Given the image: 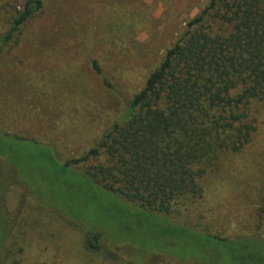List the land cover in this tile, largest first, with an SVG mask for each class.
Returning a JSON list of instances; mask_svg holds the SVG:
<instances>
[{
  "label": "rangeland",
  "instance_id": "rangeland-1",
  "mask_svg": "<svg viewBox=\"0 0 264 264\" xmlns=\"http://www.w3.org/2000/svg\"><path fill=\"white\" fill-rule=\"evenodd\" d=\"M41 1L43 11L25 27L20 45L0 62V134L48 145L58 159L66 160L94 147L120 116L125 101L142 88L182 35L186 23L209 0H137L133 28L115 33L103 28L109 19L97 0ZM95 1L97 6L92 4ZM19 8L20 0H0V35ZM68 27L74 28L73 34L64 36ZM52 30L62 46L54 41ZM112 37V46L98 51L95 42ZM94 60L113 91L92 70ZM258 126L252 141L221 161L207 178L205 201L200 200L189 213L203 215L202 225L211 233L230 236L240 225L251 228L259 208L264 211V117ZM40 159L16 169L10 159L0 158V205L9 204L12 214L22 208L29 214L38 206L54 205L78 221L80 229L99 232L105 255L103 259L86 254L83 236L45 207L48 210H40L38 217L46 231L63 233L65 240L58 245V254L45 251L46 236L41 237L44 231L40 230L31 244L33 251L20 258L23 264H233L226 249L163 234V222L145 221L140 212L84 176L67 175L57 183L58 175ZM107 248L121 260L105 261Z\"/></svg>",
  "mask_w": 264,
  "mask_h": 264
},
{
  "label": "trees",
  "instance_id": "trees-1",
  "mask_svg": "<svg viewBox=\"0 0 264 264\" xmlns=\"http://www.w3.org/2000/svg\"><path fill=\"white\" fill-rule=\"evenodd\" d=\"M97 1L109 19L103 28L113 33L133 28L132 10L137 0ZM92 4L97 6L96 1ZM42 11L41 0H20V8L0 35V62L20 45L18 39L25 27ZM53 31L55 41L58 37ZM72 31L74 28H66L64 36H71ZM113 37L96 41L98 51L109 49ZM91 67L113 91L102 78L97 60ZM260 117H264V0H209L186 23L142 88L125 101L120 116L84 155L60 160L48 145L0 134V158L10 159L16 169L41 158L58 175L57 183L67 175L84 176L140 212L145 221L163 222V234L226 249L233 264H264L263 209L255 214L251 228L240 225L230 236L211 233L202 225L203 215L189 214L196 203L205 201L206 180L220 162L252 141ZM20 149L28 155L23 157ZM43 206L29 214L23 208L12 214L9 204L0 205V264H23L20 258L27 250L33 251L31 244L40 230L44 231L40 236H46L45 251L57 253L65 236L46 231L38 217L40 210L48 209L83 236L86 254L103 258L99 232L80 229L78 221L54 205ZM107 252L105 261L121 260L114 250L107 248Z\"/></svg>",
  "mask_w": 264,
  "mask_h": 264
}]
</instances>
